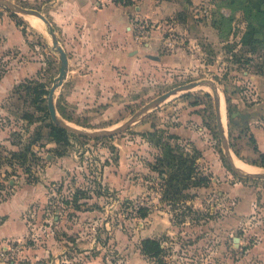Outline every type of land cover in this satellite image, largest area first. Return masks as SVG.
Instances as JSON below:
<instances>
[{"label": "rangeland", "instance_id": "374dc122", "mask_svg": "<svg viewBox=\"0 0 264 264\" xmlns=\"http://www.w3.org/2000/svg\"><path fill=\"white\" fill-rule=\"evenodd\" d=\"M4 1L40 11L50 25L0 3V179L8 185L0 203V264H89L97 258L100 264H126L127 254L140 248V235L149 234L142 231L153 225L168 228L159 237L166 242L164 264H253L250 251L264 236V160L255 151L249 123L264 128V108H254L264 102L254 91V86L264 89V15L257 14L264 4L184 0L178 10L153 19L154 7L147 3L140 13L144 0H135L130 6L135 40L144 43L158 33L167 41L160 55L176 48L181 55L161 68L146 57V68L128 77L111 59L108 32L94 30L92 14L77 8L89 1L96 6L95 0ZM76 17L85 23H69ZM249 25L260 29L261 42L254 46L242 45ZM51 31L68 58L67 76L54 94L57 117L67 126L113 131L161 95L209 81L221 100L225 137L217 122V96L200 85L171 95L111 136L70 132L67 152L59 155L63 146L47 137L50 113L37 109L27 89L37 81L50 91L57 82L61 60ZM44 98L41 106L48 105ZM27 114L33 118L25 119ZM169 135L180 138L173 145L200 151V168L211 178L209 186L189 191L193 198L184 205L192 210L182 207L174 216L173 208L160 205L158 175L150 168L160 152L158 140ZM29 144L37 158L29 155L26 172L10 152ZM228 152L263 177L238 175ZM75 194L80 210L72 204ZM251 197L249 207L245 202ZM139 206L151 209L146 219L136 216ZM119 232L126 244L122 250Z\"/></svg>", "mask_w": 264, "mask_h": 264}, {"label": "trees", "instance_id": "16d2710c", "mask_svg": "<svg viewBox=\"0 0 264 264\" xmlns=\"http://www.w3.org/2000/svg\"><path fill=\"white\" fill-rule=\"evenodd\" d=\"M190 1V0H187ZM117 5L122 6H133L134 0H113ZM258 5L264 4V0H257ZM264 15V8L259 7L258 13ZM17 25L18 22H17ZM259 28L254 25H249V30L245 33L242 40V45H257L261 42L258 38L257 33ZM25 33V30H23ZM34 87H27L29 95L32 97V103L37 107L38 110L44 111L49 115L48 105L41 106L40 104L45 102L44 96L49 95V90L42 82H34ZM23 87V85H21ZM32 89V90H30ZM32 114L25 115V119H32ZM230 117V121H232ZM48 128V140L51 143L56 144L59 147L63 146L62 150H58L59 155H64L67 152L66 147L70 142L71 134L65 128L55 125L53 122H49ZM149 136L155 138L154 133H149ZM254 139V138H253ZM180 140L179 137L169 135L166 141L158 140L159 153L155 157V161L151 164L150 168L153 172L158 175V192L161 196L159 199L160 204H166L170 206L174 216V212L180 210L182 207L187 211H191L192 208L185 206L184 203L193 198L189 194V191L193 188L207 187L211 183V178L203 172L200 168L199 159L201 158V153L198 149L194 148L192 150L180 144H172L171 142ZM60 149V148H59ZM255 151L258 152L257 146H255ZM11 157L18 161L20 166H23L26 172H30V168L26 166L28 157L31 155L36 157L35 152L31 150L30 144L27 145L24 150L10 152ZM260 157L264 160V154L260 153ZM254 165H257L254 163ZM10 186V185H9ZM8 185L4 184V180L0 179V203L4 201V189ZM77 194L73 196L72 204L77 210H80L81 204H77L79 199ZM150 208L148 206H139L136 211V216L140 219H146L150 214ZM185 215V213H182ZM176 215L179 216L177 213ZM181 215V214H180ZM140 251L143 255L149 258L156 259L159 264H164L162 260V255L165 252V248L162 247L161 241L157 239L146 238L140 242Z\"/></svg>", "mask_w": 264, "mask_h": 264}, {"label": "crops", "instance_id": "0c3cea01", "mask_svg": "<svg viewBox=\"0 0 264 264\" xmlns=\"http://www.w3.org/2000/svg\"><path fill=\"white\" fill-rule=\"evenodd\" d=\"M95 2L96 6H93V2L89 1V3L87 2L86 4L79 5L77 8L81 12L92 14L91 18L93 19L91 20L90 25L94 30L100 31L102 29L108 32V37H110L112 46L111 59L117 60L121 67L126 68L124 69L128 77L139 75L138 73L146 68V57H150L152 60H154V67L157 66L159 68H161L162 65L171 66L178 61V55H181V53H179L180 50L177 48L170 55H160V53H162L163 46L167 43V41H165L158 33L152 34L151 37L148 38L144 43H140L139 41L135 40L130 25V15L132 10L130 6L117 5L113 2V0H95ZM189 2H191L192 5H195L197 3V0H190ZM147 3L154 7L155 11L151 15L152 18L162 19L166 15H169L170 12L178 10V6L181 7L182 5H185L186 2H184V0H144V5H141V7L139 8L140 13L141 9L144 10ZM132 15L135 16L136 14ZM79 21L82 24L85 23L83 20H78L77 17L73 20L71 19L69 23L73 22V24L76 25V23ZM64 22H66V18H64ZM89 40H92V38H83V42H90ZM95 40H97V38ZM253 83L255 84L256 80H254ZM254 87V91H257L258 95H262L264 97V89L259 86ZM254 108L256 110L264 108V102L261 101L260 103L255 104ZM255 122H257V120ZM249 124L250 131L253 134V138H255L256 140L258 153L264 154V128L257 127L254 124V121L250 122ZM245 203L250 207L251 204H253L252 197L249 198V202ZM0 205L2 206L3 204ZM166 217L170 226L171 221L169 219L168 212ZM167 229L168 228H164V230H161L155 225H153L150 229L149 227H146L142 231V233L148 231L149 234L145 236H142L143 234H141V240L146 238L155 239L157 237L156 239L160 240L162 247L165 248L166 242L159 237L161 233L167 232ZM170 231L168 230L169 234L171 233ZM150 233H153V235ZM262 234L263 233H261V235ZM4 235L17 236L15 235V233H4ZM1 239L2 238L0 237V240ZM117 241L118 249H125L126 244L123 233L119 232ZM250 252L251 254L249 255V257L250 260H253V264H264V236L262 244L251 249ZM126 257V264H159L156 261H152L153 258H147L145 255H143L140 251V248L136 246L131 253L127 254ZM101 260L104 262L103 259ZM89 264H100V259L97 258V260H92L91 262H89Z\"/></svg>", "mask_w": 264, "mask_h": 264}, {"label": "water", "instance_id": "95a60500", "mask_svg": "<svg viewBox=\"0 0 264 264\" xmlns=\"http://www.w3.org/2000/svg\"><path fill=\"white\" fill-rule=\"evenodd\" d=\"M0 3L5 5V6H11L14 8V10L18 13H23V14H27V15H32V16H36L39 19H41L43 22H45L47 25H50V23L48 22L47 18L40 12L37 10H32V9H27V8H22V7H17L14 4L4 1V0H0ZM52 37H53V46L58 50L59 54H60V60H61V69H60V74L57 78V82L51 87L50 91H49V95H48V110L52 119V122L57 125L60 126L62 128H65L66 130H68L69 132H75L77 134H79L80 136H88V137H92V138H97L100 136H111L115 133H118L120 131H122L124 128H126L127 126H129L131 123H133L137 118H139L140 116H142L143 114H145L148 110H150L153 107H156L157 105H159L160 103L164 102L166 99H168L171 95L179 92V91H184V90H189L192 88H195L197 86L200 85H207L210 86L213 91L215 92L216 96H217V122H218V127L220 130V134L221 136L224 138V131H223V124H222V119H221V100L219 98V96L217 95V89L215 88V86L209 82V81H197V82H192L180 87H177L169 92H167L166 94L161 95L160 97L156 98L155 100H153L152 102H150L149 104H147L144 108H142V110H140V112H138L134 117H132L128 122H126L123 126H121L120 128L113 130V131H104V132H85V131H81V130H77L75 128H71L69 126H67V124H65L64 122L59 121L58 117H57V112L54 106V94L56 92V89L61 86L64 82V79L67 76V71H68V58H67V54L66 52L63 50V48L59 45V42L57 40V37L55 36L54 32L51 31ZM228 159L230 161V166L231 168L240 176H245V177H263L262 175L258 174H245L242 171H240L235 164L233 163V160H231L230 157V153L228 152Z\"/></svg>", "mask_w": 264, "mask_h": 264}, {"label": "bare ground", "instance_id": "6f19581e", "mask_svg": "<svg viewBox=\"0 0 264 264\" xmlns=\"http://www.w3.org/2000/svg\"><path fill=\"white\" fill-rule=\"evenodd\" d=\"M217 95L219 96L218 92ZM220 98V97H219ZM222 109V108H221ZM222 111V110H221ZM224 117V116H223ZM222 117V118H223ZM223 120V119H222ZM233 163L235 164V166L242 171L245 174H258L259 173V169H257L256 167H253L249 164H246L244 162H242L241 160H239L238 158H233ZM261 173V171H260ZM263 173V172H262Z\"/></svg>", "mask_w": 264, "mask_h": 264}]
</instances>
